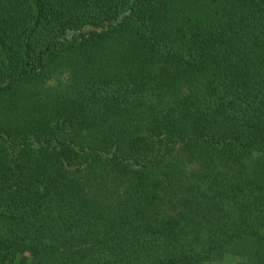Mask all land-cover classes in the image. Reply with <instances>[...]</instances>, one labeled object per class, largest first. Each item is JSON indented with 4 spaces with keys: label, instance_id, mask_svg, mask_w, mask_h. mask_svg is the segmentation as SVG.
<instances>
[{
    "label": "trees",
    "instance_id": "trees-1",
    "mask_svg": "<svg viewBox=\"0 0 264 264\" xmlns=\"http://www.w3.org/2000/svg\"><path fill=\"white\" fill-rule=\"evenodd\" d=\"M264 264V0H0V264Z\"/></svg>",
    "mask_w": 264,
    "mask_h": 264
},
{
    "label": "rangeland",
    "instance_id": "rangeland-1",
    "mask_svg": "<svg viewBox=\"0 0 264 264\" xmlns=\"http://www.w3.org/2000/svg\"><path fill=\"white\" fill-rule=\"evenodd\" d=\"M19 264H27L25 257L21 258V260L19 261Z\"/></svg>",
    "mask_w": 264,
    "mask_h": 264
}]
</instances>
